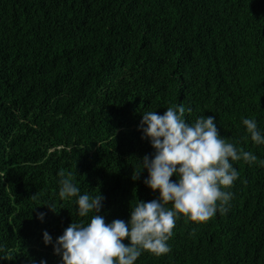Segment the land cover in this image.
I'll return each mask as SVG.
<instances>
[{
  "label": "trees",
  "instance_id": "trees-1",
  "mask_svg": "<svg viewBox=\"0 0 264 264\" xmlns=\"http://www.w3.org/2000/svg\"><path fill=\"white\" fill-rule=\"evenodd\" d=\"M178 104L264 160L241 123L264 129V0H0V264H60L42 234L82 219L60 171L104 196L106 223L155 199L131 179L153 151L137 126ZM234 167L227 214L179 219L171 251L135 264H264V166Z\"/></svg>",
  "mask_w": 264,
  "mask_h": 264
},
{
  "label": "clouds",
  "instance_id": "clouds-1",
  "mask_svg": "<svg viewBox=\"0 0 264 264\" xmlns=\"http://www.w3.org/2000/svg\"><path fill=\"white\" fill-rule=\"evenodd\" d=\"M192 111L178 104L163 114L155 110L141 114L137 128L153 151L138 160L131 179L146 172L142 182L158 195L147 202L136 200L127 221L106 223L100 214L104 196L99 191L81 194L72 173L57 174L58 197L74 198L75 215L82 218L72 220L54 241L47 231L42 234L43 243L52 245L60 264H135L144 252L161 256L171 251L168 241L179 219L199 224L217 213L227 214L233 196L228 189L239 176L234 162L264 166V160L220 136L213 116L201 114L189 122L185 114ZM241 123L252 143L264 145V129L255 119L244 118ZM43 206L54 211L49 204ZM45 215L38 212L36 218L43 221ZM39 264L47 262L40 260Z\"/></svg>",
  "mask_w": 264,
  "mask_h": 264
}]
</instances>
